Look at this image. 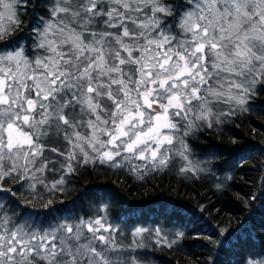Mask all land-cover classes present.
I'll return each mask as SVG.
<instances>
[{
    "label": "snow or ice",
    "instance_id": "1",
    "mask_svg": "<svg viewBox=\"0 0 264 264\" xmlns=\"http://www.w3.org/2000/svg\"><path fill=\"white\" fill-rule=\"evenodd\" d=\"M29 6L44 9L31 45L0 43V264H142L149 246L198 237L125 231L100 207L63 216L52 207L51 220L18 215V197L48 208L97 165L137 178L207 172L223 190L231 177L219 180L210 162L194 159L190 137L264 95V0H186L175 12L172 0H0V41L22 30ZM230 236L219 228L209 237L202 264H220L226 244L241 255L237 245L251 240ZM228 264L264 259L249 253Z\"/></svg>",
    "mask_w": 264,
    "mask_h": 264
},
{
    "label": "trees",
    "instance_id": "2",
    "mask_svg": "<svg viewBox=\"0 0 264 264\" xmlns=\"http://www.w3.org/2000/svg\"><path fill=\"white\" fill-rule=\"evenodd\" d=\"M172 3L175 12L186 0H172ZM43 11V7L29 6L26 14H22V30L0 43L18 40L30 46L31 27L38 23ZM190 140L193 158L210 162L217 179L231 177L223 190L215 187L213 174L207 172L195 180L178 174L177 169L137 178L120 169L97 165L81 169L73 176L63 190L53 196L48 208L18 197V215L38 212L41 219L51 220L52 216H57L55 212L48 215L52 207L59 210L60 216L88 215L92 207L105 204L110 220L125 231L129 225H135L149 229L158 227L169 238L181 228L186 233H200L198 237L187 235L172 247L149 246L142 253V264H202L211 242L209 237H215L219 228L228 229L229 240L233 242L244 233L251 235V240L243 247L237 245L241 255H233L226 244L220 264L242 261L249 253L257 260L264 259V95L254 101L250 112L238 114L218 129L202 131ZM241 155L247 159L238 163ZM14 187L19 188V185ZM174 205L183 206L175 215Z\"/></svg>",
    "mask_w": 264,
    "mask_h": 264
},
{
    "label": "rangeland",
    "instance_id": "3",
    "mask_svg": "<svg viewBox=\"0 0 264 264\" xmlns=\"http://www.w3.org/2000/svg\"><path fill=\"white\" fill-rule=\"evenodd\" d=\"M195 159V158H194ZM97 207H100L101 210H103L104 208H107V206L105 204H102L100 206H97ZM97 207H92L91 210L89 211V214L88 215H92V214H95L96 213V210H97ZM82 215V214H81ZM110 220V218H109ZM110 222L113 224V226L115 227H120L118 225H116L115 223H113L111 220ZM121 228V227H120Z\"/></svg>",
    "mask_w": 264,
    "mask_h": 264
}]
</instances>
